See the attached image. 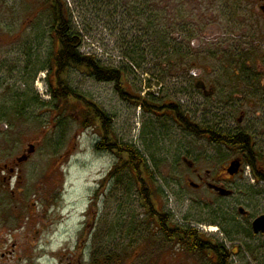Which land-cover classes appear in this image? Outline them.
<instances>
[{
	"label": "rangeland",
	"instance_id": "obj_1",
	"mask_svg": "<svg viewBox=\"0 0 264 264\" xmlns=\"http://www.w3.org/2000/svg\"><path fill=\"white\" fill-rule=\"evenodd\" d=\"M64 1L83 36L82 52L121 68L128 93L153 105L179 103L197 123L247 132L264 165V80H248L247 64L233 61L242 57L241 34L228 35L225 18L211 21L208 34L191 28L173 33L177 19L159 17L158 0H148L149 16L142 0ZM52 23L46 0H0V165L36 146L10 181L30 195L27 201L49 202L51 247L72 249L80 238L88 251L95 244L102 264H215L210 254L182 249L164 236L130 171L108 177L117 160L96 149L100 130L83 126V110L66 106L58 118L62 111L54 109L47 78L57 50ZM195 73L216 87L212 96L197 90ZM69 83L111 115L121 141L144 154L157 209L175 225L196 227L227 245L232 264H264V235L252 230L264 213V185L241 175L222 182L234 190L228 197L208 187L225 176L237 153L184 132L170 119H156L136 100L122 99L114 83L77 69L69 72ZM184 156L204 180L192 175Z\"/></svg>",
	"mask_w": 264,
	"mask_h": 264
},
{
	"label": "flooded vegetation",
	"instance_id": "obj_2",
	"mask_svg": "<svg viewBox=\"0 0 264 264\" xmlns=\"http://www.w3.org/2000/svg\"><path fill=\"white\" fill-rule=\"evenodd\" d=\"M158 3L160 4H158L159 17L162 19L166 17L177 19L175 21L177 25L172 30L173 33H181L182 30L188 31L191 28L197 32L208 34L212 29L211 21L214 23L217 22V18H225L228 28L227 34L233 35L237 31L241 34L242 57H237L233 61L239 64H247L245 73L248 75V80H264V0H158ZM131 4L135 7L133 2ZM142 12L144 15L149 16L150 6L148 0H142ZM184 18L187 20H184ZM162 24H159L161 30H163ZM212 39L214 38L212 37ZM255 63L259 65L256 70L253 68ZM193 75L198 78L196 79L197 82H204V85L199 83V86L196 82V88L200 93L204 96H212L215 93V86L207 85L197 73ZM203 86L205 87L202 88ZM188 117L192 120L191 123L204 125V123H197L190 116ZM242 118L243 115L240 121H242ZM177 125L187 132L179 123ZM234 131L239 132L241 130ZM191 135L211 142L210 134L206 137ZM251 140L256 147L253 137ZM211 143L214 146L226 147L223 144ZM226 148L233 153H237L233 160H240L239 172L230 175L228 165L224 167L225 176L219 174L215 177L217 181L208 182V184L212 183L227 188L229 186L222 182L232 181L236 176H244L246 165L250 166L241 153L242 148L237 147V150ZM256 152L258 153V151ZM32 155L25 153L22 156H17L9 163L0 165V185H2L0 186V264H102L95 244L93 249L88 251L82 246L84 241L80 238H77L72 249L52 248L51 240H49V230H51L49 225V202H45L41 198L40 202H29L27 201L30 196L28 193L24 194L16 184L11 185L10 180L14 175L20 174L21 167L29 162ZM258 155V169L264 173V165L261 162L259 153ZM26 156L27 159L23 160V157ZM183 161L191 169L193 176L204 180L202 173L194 168V163L187 156H184ZM250 169L253 173V168ZM209 176L208 171L206 177ZM5 185L9 187L6 189ZM200 186L198 184L196 188L198 189ZM212 190L214 191V189ZM229 190L232 191L231 195H233L234 190ZM238 211L244 217H248V211L241 212L240 209ZM212 230L213 228L210 231ZM211 241L216 245L220 243L213 238H211ZM210 255L213 256V261L216 264V256L213 253Z\"/></svg>",
	"mask_w": 264,
	"mask_h": 264
},
{
	"label": "trees",
	"instance_id": "obj_3",
	"mask_svg": "<svg viewBox=\"0 0 264 264\" xmlns=\"http://www.w3.org/2000/svg\"><path fill=\"white\" fill-rule=\"evenodd\" d=\"M46 5L50 7L52 13V28L57 43V50L53 54V60L47 71V78L50 82L48 93L51 102L55 104L54 109L62 111L58 118L64 117L66 106L78 111L83 110L82 116L78 114V117L84 121L83 126H94L100 130V138L95 145L96 149L112 153L117 160L108 177L114 178L116 174L125 170L133 174L145 210L149 211L150 217L155 224L159 225L167 239L177 242L182 249L191 252L213 253L217 259L216 264H232L233 251L225 244H213L211 238H206L196 227L175 225L171 221L169 213L155 207L154 191L150 185L154 175L144 154L135 145L123 142L116 136L111 115L94 99L70 85L69 72L72 69H77L99 82L114 83L115 89L122 99L136 100V106L147 109L158 119L164 117L174 121L175 124L179 123L188 134L191 133L199 137H206L210 134L213 143L223 144L230 149L242 148L241 153L245 157L246 163L253 168L257 179L264 181V173L258 169L259 155L256 152V147L252 144L251 135L242 130L223 132L221 129V131L214 130L209 125H195V123H191L192 120L178 103L153 105L145 97L131 95L124 86L121 68L104 66L95 55L82 52L83 36L74 25L73 16L67 8L66 2L64 0H46Z\"/></svg>",
	"mask_w": 264,
	"mask_h": 264
},
{
	"label": "water",
	"instance_id": "obj_4",
	"mask_svg": "<svg viewBox=\"0 0 264 264\" xmlns=\"http://www.w3.org/2000/svg\"><path fill=\"white\" fill-rule=\"evenodd\" d=\"M199 83H202L203 84V81L202 82H198V86H199ZM204 85V84H203ZM205 86H203L202 88H204ZM35 151V146L33 144H31L29 146V149H28V153L29 155H31L33 152ZM24 159H27V156L26 157H23V160ZM239 167H240V161L239 160H235L232 162L230 168H229V173L231 175H234L235 173H237L239 171ZM193 186H197L195 183H192ZM209 187L210 188H213L215 189L221 196H229L232 192L228 189H226L225 187H222V186H217V185H213V184H209ZM240 211L243 212L244 209L243 208H240ZM252 228H253V232L254 234L258 235V234H264V214L263 215H260L258 216L252 223Z\"/></svg>",
	"mask_w": 264,
	"mask_h": 264
},
{
	"label": "bare ground",
	"instance_id": "obj_5",
	"mask_svg": "<svg viewBox=\"0 0 264 264\" xmlns=\"http://www.w3.org/2000/svg\"><path fill=\"white\" fill-rule=\"evenodd\" d=\"M83 45H84V41H83V38H82V44H81V49H82V47H83ZM179 104V103H178ZM181 105V104H180ZM181 107H182V109H183V111H184V108H183V106L181 105ZM156 119H158V118H156ZM160 121H161V119H159ZM210 127H212L214 130H219V131H223V132H228V131H232V132H236V131H234V130H227V129H221L220 130V128H216V127H213V126H211V125H209ZM240 161V160H239ZM246 175V177H248V178H251L252 177V173L250 172V174H245ZM213 232H214V230H212ZM227 246V245H226ZM228 247V246H227ZM229 248V247H228Z\"/></svg>",
	"mask_w": 264,
	"mask_h": 264
}]
</instances>
